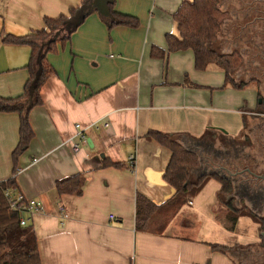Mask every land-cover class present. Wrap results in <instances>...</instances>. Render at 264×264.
I'll return each instance as SVG.
<instances>
[{"label":"crops","instance_id":"1","mask_svg":"<svg viewBox=\"0 0 264 264\" xmlns=\"http://www.w3.org/2000/svg\"><path fill=\"white\" fill-rule=\"evenodd\" d=\"M182 1L115 0V10L138 17L139 27H110L112 21L93 12L70 39L52 30L57 50L48 60L55 71L41 88L42 103L30 110L34 137L17 163L20 115L0 112V183L15 178V192L44 205L27 225L42 264L264 263L261 225L250 216L231 225L233 212L221 202L216 179L188 202L197 207L192 216L184 215V204L162 232L136 228L138 192L160 204L175 191L164 179L169 150L145 135L154 129L200 137L217 127L238 137L246 112L256 107L248 89H222L218 68L197 70L190 49L151 55L153 46L166 49L167 33L177 32L173 14ZM84 2L0 0L1 97L22 96L31 76V45L5 36L50 31L46 18L71 17ZM77 124L86 128L88 144L75 153ZM77 174L84 178L82 192L59 194L56 182ZM233 196L249 206L237 184ZM253 227L256 238L247 232ZM213 243L234 248L221 252Z\"/></svg>","mask_w":264,"mask_h":264},{"label":"trees","instance_id":"2","mask_svg":"<svg viewBox=\"0 0 264 264\" xmlns=\"http://www.w3.org/2000/svg\"><path fill=\"white\" fill-rule=\"evenodd\" d=\"M110 7L111 12L115 16V20L109 23L110 27L116 25L140 26L138 17L116 11L114 2ZM79 8L71 11V17L76 14ZM71 17L46 18L45 24L47 28H50V31L46 29L36 30L24 36L8 34L4 38L5 42L29 44L32 48L31 61L28 64L31 76L26 84L25 93L16 98L0 96V112H17L20 115V137L13 151L15 163H17L19 156L29 147L34 137L29 118L30 110L42 103L41 88L47 78L55 71L48 60V54L57 50L58 38H53L51 32L64 26ZM225 17L226 12L221 6V0H183L173 14L177 32L167 33L165 36L166 49L153 46L151 55L155 58H163L168 52L190 49L194 53L197 70L205 71L210 67H216L224 73L225 82L222 89L228 87L235 89L247 88L250 84L244 80L239 81L235 76L243 62L242 53L236 50L227 53L213 47ZM83 21L73 26L68 33L62 36L61 40L70 39L71 34ZM39 56L41 73L34 83L39 68L37 66L39 64ZM252 81L255 82L254 79ZM252 81L250 80V82ZM258 106H261V104L258 103ZM246 120L247 116H245L244 125ZM145 136L169 150L170 160L164 173V179L175 191L170 198L160 204L155 203L146 194L138 192L136 203V228L138 230L162 232L168 222L173 219L178 209L198 195L210 179H216L221 185L220 199L227 209L233 212L231 214V225L233 227L239 217L250 216L264 230V216L259 215V212L251 206L244 205V202L240 204L233 196L236 186L233 177L227 172L225 173L223 170L216 168V170L210 171L201 170L206 157L204 158V155L197 148L205 146V150L209 152L207 155L212 157L213 153L217 152L216 140L221 138L235 140L237 137H233L222 128L217 127L207 128L206 132L200 137H192L186 134H168L154 129L150 130ZM185 136L191 139L193 143H184L183 138ZM209 161L210 167H213L212 164L214 162L211 159ZM107 164L121 166L119 163L111 161H108ZM83 182V176L77 174L58 180L56 189L59 194L81 193ZM260 182L261 180L256 183ZM15 187V178L0 183V264H42L35 232L30 227L20 224L21 214L17 210L10 208L9 202L4 195L5 189ZM261 246L264 247V235L261 236ZM212 247L215 250L225 252L233 250L234 245L213 243Z\"/></svg>","mask_w":264,"mask_h":264},{"label":"rangeland","instance_id":"3","mask_svg":"<svg viewBox=\"0 0 264 264\" xmlns=\"http://www.w3.org/2000/svg\"><path fill=\"white\" fill-rule=\"evenodd\" d=\"M221 6L223 10L226 12V17L224 21L222 22V27L217 33V38L215 42L213 43V47L224 51V52H232V51H240L243 56V62L240 68L235 73L236 78L240 80H244L245 82H248L250 85L246 88L248 89V92L251 97V103L253 105L256 104L255 108H252L250 111L251 113H257L261 108L264 109L262 106H258V98H263V95L261 94L259 85L262 82V85L264 83V64L253 63L249 60V57L247 56V43H246V29L242 28V26L245 25L246 22V15H245V0H221ZM67 26L68 30L72 29L73 26L69 25L67 22L64 25V27ZM55 35L57 34L58 37L63 36V32L60 28L55 29ZM68 33V32H66ZM53 34V35H54ZM257 76L261 81H252ZM250 80L252 82H250ZM258 80V79H257ZM258 91V98L256 96V91ZM264 116L260 115L257 116L249 115L247 112V120L244 125V128L240 134V136L237 137V139H218L215 142V146L217 150L221 151H228L232 148H239L242 152V154H248L251 158H257L261 162V171H264ZM234 144V145H233ZM205 146H202L199 149L200 153L204 155V158L209 156V152L205 150ZM244 152V153H243ZM212 161V160H211ZM209 164L206 162L203 163L201 170L202 171H210V170H216L213 167H210V161H208ZM241 164H251V163H243ZM228 166V165H226ZM229 169H234L235 167L228 166ZM225 172V171H224ZM226 173V172H225ZM252 179V177H250ZM253 183H256L257 181L252 180ZM210 195H208L209 197ZM200 203V202H199ZM254 209V208H253ZM182 212L184 215H190L192 216L195 212H197V207L195 205H190L189 203L185 204L182 208ZM259 215L264 216V210L258 211ZM202 213V211H201ZM201 216V214H200ZM264 231V230H261ZM247 232L249 233V236L256 238L257 237V231L255 227L252 229H248ZM264 252V250H263ZM253 260V256H252Z\"/></svg>","mask_w":264,"mask_h":264},{"label":"flooded vegetation","instance_id":"4","mask_svg":"<svg viewBox=\"0 0 264 264\" xmlns=\"http://www.w3.org/2000/svg\"><path fill=\"white\" fill-rule=\"evenodd\" d=\"M245 15L246 22L242 28L246 29L247 56L253 63L264 64V0H245ZM253 78L256 82L261 81L260 76L259 78L257 76ZM259 88L263 98H260V100L258 98V103L264 107V83L262 85L261 82ZM251 110L248 111L249 115L264 116L263 108L257 113H251ZM228 149L223 150V152L217 150L212 157L208 156L205 162L209 164L208 161L211 159L214 162L212 164L213 168L223 170L233 177L237 187L251 200L249 206L256 211L264 210V178L255 176V174L264 175L261 171V162L257 158L249 157L244 152L242 154L239 148H232L229 151ZM241 162L251 164L243 165ZM226 165L235 168L231 170ZM258 179L261 180L260 183L252 182V180L257 181Z\"/></svg>","mask_w":264,"mask_h":264},{"label":"built area","instance_id":"5","mask_svg":"<svg viewBox=\"0 0 264 264\" xmlns=\"http://www.w3.org/2000/svg\"><path fill=\"white\" fill-rule=\"evenodd\" d=\"M85 129L86 128H82L79 124L76 125V135L79 140L72 143V151L75 153L79 152L83 146L88 144ZM134 160L135 155H131L130 163H134ZM4 195L9 202L10 208L17 210L21 214L20 224L22 226L28 225L31 215L44 210V205L41 201L36 199H27L21 192H15V188L5 189Z\"/></svg>","mask_w":264,"mask_h":264},{"label":"water","instance_id":"6","mask_svg":"<svg viewBox=\"0 0 264 264\" xmlns=\"http://www.w3.org/2000/svg\"><path fill=\"white\" fill-rule=\"evenodd\" d=\"M113 2L114 0H85V2L81 5V7L76 12V14L69 19L68 24L71 26H76L93 12H98V14L101 15L106 20L113 21L115 17L111 12V7H110V5ZM38 62H39V68L37 70L34 83L39 78L41 73L40 56L38 58ZM255 176L264 178V175L255 174Z\"/></svg>","mask_w":264,"mask_h":264}]
</instances>
